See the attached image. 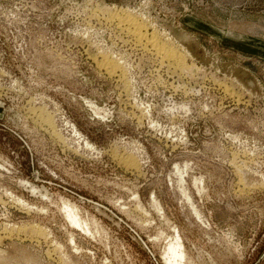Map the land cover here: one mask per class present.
Listing matches in <instances>:
<instances>
[{
  "label": "rangeland",
  "instance_id": "rangeland-1",
  "mask_svg": "<svg viewBox=\"0 0 264 264\" xmlns=\"http://www.w3.org/2000/svg\"><path fill=\"white\" fill-rule=\"evenodd\" d=\"M177 242L175 264H264V0H0V264Z\"/></svg>",
  "mask_w": 264,
  "mask_h": 264
},
{
  "label": "bare ground",
  "instance_id": "bare-ground-1",
  "mask_svg": "<svg viewBox=\"0 0 264 264\" xmlns=\"http://www.w3.org/2000/svg\"><path fill=\"white\" fill-rule=\"evenodd\" d=\"M120 16H122V15H120ZM129 16L130 15L122 16V17L117 18V19H119L118 20L120 22L119 24L126 26V29H127L126 31L131 33L132 37L136 40V42H139L140 44L144 43L145 46H149L151 48V50H153L156 54L160 55L164 59H169V57L173 56L172 55L173 52L170 51L169 48L164 46V44L160 43L159 40L156 39V37L155 38H151V37L146 38L144 35V32H143V28H144L142 26L143 24L141 25V23L139 21H137L136 18L134 19V17H132V16L129 17ZM117 17H119V16H117ZM123 29H124V27H123ZM101 64H103L104 69H106V71H108L110 73H114V72H116L117 69H119L117 64L112 63V62H104ZM39 119L43 124L49 125L48 120H45L43 117H39ZM124 164L130 168H134V169L136 168L135 162H132L131 160H129V158L127 160H124ZM70 219L73 223L76 222V219L74 218V216L72 214H70ZM176 241H178V239ZM167 255H168L167 262L171 263V264H175V262H176L175 258L182 256V252L180 251V244L178 242L176 245L169 244L168 249H167Z\"/></svg>",
  "mask_w": 264,
  "mask_h": 264
},
{
  "label": "water",
  "instance_id": "water-1",
  "mask_svg": "<svg viewBox=\"0 0 264 264\" xmlns=\"http://www.w3.org/2000/svg\"><path fill=\"white\" fill-rule=\"evenodd\" d=\"M174 39H175V38H174ZM245 74H247V73L245 72ZM247 76L250 77L249 74H247ZM250 78H251V77H250ZM252 81H253V79H252Z\"/></svg>",
  "mask_w": 264,
  "mask_h": 264
}]
</instances>
